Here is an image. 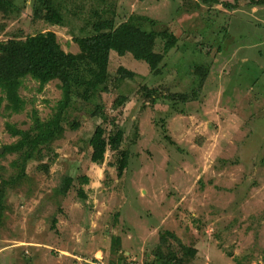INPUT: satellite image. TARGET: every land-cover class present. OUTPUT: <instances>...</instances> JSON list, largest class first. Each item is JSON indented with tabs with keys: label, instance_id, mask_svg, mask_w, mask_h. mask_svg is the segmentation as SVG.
<instances>
[{
	"label": "rangeland",
	"instance_id": "1",
	"mask_svg": "<svg viewBox=\"0 0 264 264\" xmlns=\"http://www.w3.org/2000/svg\"><path fill=\"white\" fill-rule=\"evenodd\" d=\"M13 1V11L0 12V41L53 31L66 52L79 53L77 38L95 33L94 22L119 25L135 14L157 21L146 29L168 28L179 42L157 75L133 54L113 51L108 90L73 89L67 119L43 156L28 160L21 182L5 188L0 264H146L159 251L183 264H264V7L54 0L62 23L51 24L35 15L36 0ZM164 47L159 37L155 51ZM121 67L134 75L123 76ZM19 93L20 107L0 106L1 188L19 169V154L4 149L18 140L9 126L49 120L63 97L59 80L42 86L30 76ZM183 93L191 98L178 99ZM99 126L106 136L124 132L122 176L120 152L91 160ZM66 176L73 184L63 195Z\"/></svg>",
	"mask_w": 264,
	"mask_h": 264
},
{
	"label": "trees",
	"instance_id": "2",
	"mask_svg": "<svg viewBox=\"0 0 264 264\" xmlns=\"http://www.w3.org/2000/svg\"><path fill=\"white\" fill-rule=\"evenodd\" d=\"M202 1L209 4H222L230 10L237 9L240 3V0ZM54 2V0H36L35 15L45 18L51 24H61V8L59 5L57 8ZM249 4L251 6L264 5V0H249ZM44 8L46 9L45 14H43ZM13 9V0H0V12L9 13ZM156 23V20L146 15L135 14L119 25L116 24L114 18L97 20L93 24L95 33L77 38L80 47L79 53L66 52L59 43L57 34L53 31L40 32L25 39L15 38L0 41V91L5 95L0 97V106L3 100L10 102L11 106H21L22 98L19 92L28 76L38 80L42 86L53 80H59L63 92L58 109L49 120L43 121L40 118H35L33 125L26 130L9 126L11 134L18 136V140L10 145H5L4 149L5 152L19 154V158L13 162V165L19 169L16 177L3 180V187H0V211H2L6 197L5 188L21 182L25 177L27 161L32 157L38 159L43 156L42 148H45V145L47 146L53 140L61 122L66 121L67 111L72 106L73 89L88 87L87 89L95 90L104 85V90H108V67L112 51H116L122 56L131 53L136 59L145 61L152 74L157 75L161 72L166 55L177 46L179 39L168 28L161 30L145 28L147 24L156 25ZM159 37L165 40L164 53L155 51L156 41ZM120 72L123 73V76L134 75L125 67H121ZM196 73L202 77L198 82L202 87L206 78L205 73L202 75L201 67L196 69ZM193 97L195 98L196 95L193 94ZM190 98L186 93L178 95V99L182 101H187ZM97 111L100 112V108ZM165 131L167 132V129ZM123 141V130L119 129L114 134L106 136L105 128L99 126L89 141L93 148L91 160L96 164H101L108 149L120 152L118 173L119 176H122L129 162V151L120 150ZM88 181L89 179H84V182ZM72 184L73 177L66 176L58 191L66 195ZM56 222L55 218L54 223L56 224ZM170 235L175 236L173 233ZM113 241L118 244L120 237H114ZM115 244L112 245V249H115ZM186 251L190 256H194L195 249L187 248ZM146 264L183 263L180 262L176 253L169 252L168 255H164L159 251L155 255V260Z\"/></svg>",
	"mask_w": 264,
	"mask_h": 264
},
{
	"label": "crops",
	"instance_id": "3",
	"mask_svg": "<svg viewBox=\"0 0 264 264\" xmlns=\"http://www.w3.org/2000/svg\"><path fill=\"white\" fill-rule=\"evenodd\" d=\"M221 1H226V0H221ZM227 1H231V0H227ZM261 7H264V5H260ZM257 7V6H254ZM111 54H113V51L111 52Z\"/></svg>",
	"mask_w": 264,
	"mask_h": 264
}]
</instances>
